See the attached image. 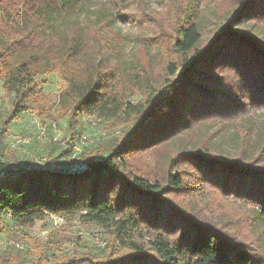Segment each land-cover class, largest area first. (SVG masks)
Masks as SVG:
<instances>
[{
    "label": "trees",
    "instance_id": "obj_1",
    "mask_svg": "<svg viewBox=\"0 0 264 264\" xmlns=\"http://www.w3.org/2000/svg\"><path fill=\"white\" fill-rule=\"evenodd\" d=\"M106 1L107 13L91 0H0L6 122L33 111L43 123L67 115L72 127L87 115L121 128L83 155L81 170L31 166L0 177V217L27 238L49 215L78 217L105 231L103 253H62L48 236L34 253L0 254V264H264V35H253L264 34V0H240L207 39L189 0H167L169 26L149 19L146 0ZM76 8L89 18L84 28L56 26ZM117 17L156 26L132 73L92 59ZM51 73L71 100L57 114L38 81ZM229 130L234 149L222 151L215 136ZM198 182L210 193H196ZM208 193L220 195L218 206Z\"/></svg>",
    "mask_w": 264,
    "mask_h": 264
},
{
    "label": "rangeland",
    "instance_id": "obj_2",
    "mask_svg": "<svg viewBox=\"0 0 264 264\" xmlns=\"http://www.w3.org/2000/svg\"><path fill=\"white\" fill-rule=\"evenodd\" d=\"M187 1V0H186ZM240 0H189L190 11L196 15V18L202 23L204 38L213 36L215 28L223 23L227 18V10L232 9L239 4ZM93 10H101L107 13L111 10L106 0H91ZM141 6V4H138ZM147 9L154 12L150 14L149 19H153L157 25L156 17L161 22L169 26V11L167 0H146ZM94 16V15H93ZM112 17V16H111ZM91 18H94L91 16ZM89 19V18H88ZM86 13L81 9L72 10L65 17H59L56 26L74 22L78 27L84 28L88 22ZM153 23V25H154ZM112 29V33H106L110 42L94 46L92 59L95 62H119L124 63L129 72H134L133 67L139 69L135 59L139 55V49L142 43L150 45L152 34L156 26H137L130 20L117 17L112 24H107ZM102 28L101 30H105ZM253 35L260 38L259 29H254ZM151 36L149 37L148 35ZM118 37V39H117ZM264 38V37H263ZM140 39V41L138 40ZM114 49V51H112ZM157 46L151 50L155 52ZM118 57V58H117ZM130 62V63H128ZM132 62V63H131ZM126 71V70H125ZM84 78V76H81ZM123 79L128 80L125 72ZM39 85L46 93V99L52 104L50 110H65L71 100L67 92V84L57 73L41 74L38 77ZM137 98V97H136ZM12 96L8 94L0 81V161L7 162L16 167L38 166L39 163L50 159L58 161L62 170L67 171L73 164H80L83 155L90 154L94 147L108 140L112 135L119 134L121 128L116 127V119L106 120L92 116H82L81 123L70 126L67 115L58 120L48 119L43 123L35 112L26 111L22 113L13 122L7 123L6 119L11 111ZM75 127V129H74ZM215 126L210 127L213 131ZM74 132H77L76 134ZM81 135H86L87 139L80 140ZM233 136V130L227 132H218L215 136L222 145V151L234 149L230 137ZM79 142V144H75ZM78 146H75V145ZM82 153V154H81ZM83 161V160H82ZM144 165V164H143ZM80 168V167H79ZM204 183L198 182L195 186L196 193L201 190H210ZM208 195L209 200L215 201L212 205L218 206L220 195ZM33 236L32 240L22 233L21 229L9 218L8 215L0 217V254H9L13 252L25 253L27 250L37 251L34 241H40L50 236L57 246H61L62 253H69L75 249L89 250L95 255H101L107 242L105 231L96 224H82L78 217H62L58 215H49L43 220H37L29 227ZM32 251V252H33ZM34 253V252H33ZM47 259L54 256V250L46 248L43 252Z\"/></svg>",
    "mask_w": 264,
    "mask_h": 264
},
{
    "label": "built area",
    "instance_id": "obj_3",
    "mask_svg": "<svg viewBox=\"0 0 264 264\" xmlns=\"http://www.w3.org/2000/svg\"><path fill=\"white\" fill-rule=\"evenodd\" d=\"M83 139H87V136L86 135H84V136L81 135L79 137V142H80V140H83ZM79 142H76L75 144H79ZM75 146H78V145H75ZM38 167L43 168V169H47V170H62V168H61L60 164L58 163V161L52 160V159H50V160H48L46 162H43V163H39ZM82 167H83V165H81L79 163L78 164L76 163V164H73L72 166H70V168L67 169V171L72 172V171H76V170H81ZM19 168L20 167H16V166H14L12 164L9 167H4V168L0 169V177H5V176H7V174L9 172L16 171Z\"/></svg>",
    "mask_w": 264,
    "mask_h": 264
}]
</instances>
